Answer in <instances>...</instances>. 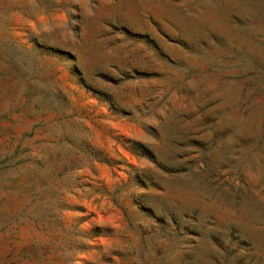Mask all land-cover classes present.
Masks as SVG:
<instances>
[{
	"label": "rangeland",
	"instance_id": "374dc122",
	"mask_svg": "<svg viewBox=\"0 0 264 264\" xmlns=\"http://www.w3.org/2000/svg\"><path fill=\"white\" fill-rule=\"evenodd\" d=\"M0 264H264V0H0Z\"/></svg>",
	"mask_w": 264,
	"mask_h": 264
}]
</instances>
